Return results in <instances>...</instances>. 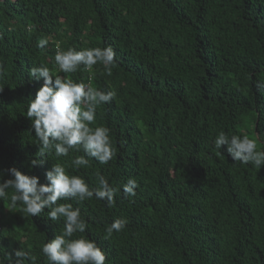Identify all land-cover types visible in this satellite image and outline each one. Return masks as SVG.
<instances>
[{"label": "trees", "instance_id": "16d2710c", "mask_svg": "<svg viewBox=\"0 0 264 264\" xmlns=\"http://www.w3.org/2000/svg\"><path fill=\"white\" fill-rule=\"evenodd\" d=\"M57 44L111 46L115 66L111 74L99 63L63 73ZM41 65L53 77L116 91L91 125L110 129L116 154L107 164L88 158L77 168L84 153L73 149L32 167L39 142L27 106L43 81L29 69ZM220 131L247 135L264 151V0H0V183L13 167L45 183L61 164L90 188L98 172L120 188L112 206L57 201L80 208L88 227L72 239L95 241L105 264H264V166L234 162L227 146L216 150ZM129 178L138 188L125 198ZM13 191L0 200V260L15 264L22 249L36 257L24 264H49L41 249L61 234L63 219L9 207ZM117 218L126 227L107 237Z\"/></svg>", "mask_w": 264, "mask_h": 264}, {"label": "clouds", "instance_id": "9594fccd", "mask_svg": "<svg viewBox=\"0 0 264 264\" xmlns=\"http://www.w3.org/2000/svg\"><path fill=\"white\" fill-rule=\"evenodd\" d=\"M49 44L47 36L37 42L40 49ZM116 53L111 46L91 47L81 50L69 47L66 51L57 44L55 65L63 73H75L83 65L90 70L98 63L103 65L108 74L115 66ZM29 77L34 81H43L30 99L27 106V118L31 121L32 130L38 140L37 157L31 161L32 167L42 165L45 156L54 151L56 157L68 156L70 150L83 151L77 156L75 167L87 166L88 158H95L100 164H107L116 154L110 129L104 126L92 127L96 120L97 107L111 102L116 91H101L91 84L75 82L62 76L53 77L50 68L44 65L31 67ZM216 150L227 146L226 150L234 162L252 165L256 168L264 166V151L257 150V141L247 135L227 134L220 131L214 139ZM12 179L0 183V200L7 198L6 190L11 188L9 207L18 204L23 213L32 217L39 216L47 209V218L53 222L63 219L61 234L47 241L42 246V253L49 264H105L106 255L95 241L83 237L72 239L76 233H84L88 227L81 216L80 208L71 203H57L60 200H76L83 202L95 198L114 203V196L120 188L109 185L108 180L99 172L96 174L98 186L90 188L85 180L77 175H69L61 164H53L45 172V183H41L35 175L22 174L15 167L7 170ZM3 177L0 175V180ZM137 181L129 178L122 185L125 198L135 197ZM128 221L126 218L115 219L107 228L106 235L122 231ZM15 264H24V260L35 262L36 257L22 249L14 252ZM12 255L9 254L11 261ZM0 264H4L0 260Z\"/></svg>", "mask_w": 264, "mask_h": 264}]
</instances>
